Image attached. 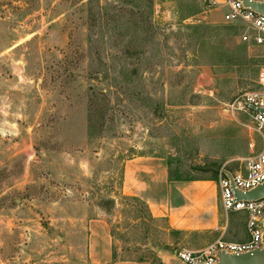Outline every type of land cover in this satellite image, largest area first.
I'll return each instance as SVG.
<instances>
[{
	"label": "rangeland",
	"instance_id": "1",
	"mask_svg": "<svg viewBox=\"0 0 264 264\" xmlns=\"http://www.w3.org/2000/svg\"><path fill=\"white\" fill-rule=\"evenodd\" d=\"M243 32L203 0H0V264L173 258L164 221L122 190L138 162L212 181L224 214L219 176L258 141L223 109L264 92Z\"/></svg>",
	"mask_w": 264,
	"mask_h": 264
},
{
	"label": "built area",
	"instance_id": "2",
	"mask_svg": "<svg viewBox=\"0 0 264 264\" xmlns=\"http://www.w3.org/2000/svg\"><path fill=\"white\" fill-rule=\"evenodd\" d=\"M247 2L264 5V0H203V6L205 13L221 11L224 24L243 29L242 43L264 52V14L256 12ZM260 110H264V92L240 95L223 109L226 116L235 113L247 116L258 141L257 146L254 141L248 143V148L256 150L255 153L245 159L237 171L221 173L218 181L224 211L245 215L247 239L243 242L217 240L197 252L181 250L177 258L182 264H217L219 253L241 255L263 248L264 199L239 200L234 194V190L246 193L264 184V114Z\"/></svg>",
	"mask_w": 264,
	"mask_h": 264
},
{
	"label": "crops",
	"instance_id": "3",
	"mask_svg": "<svg viewBox=\"0 0 264 264\" xmlns=\"http://www.w3.org/2000/svg\"><path fill=\"white\" fill-rule=\"evenodd\" d=\"M122 190L144 201L153 219L164 221V230L175 236L170 243H177L183 248L181 250L197 252L217 240L243 242L247 239L246 217L245 223L238 225L227 212L222 214L218 210L217 185L205 179H170L161 160L125 165ZM235 215L243 216L241 213ZM237 229H242L243 233L239 241L235 238ZM150 249L160 264L181 263L177 258L181 250L174 251L173 259L163 250ZM129 264H153V260L141 258Z\"/></svg>",
	"mask_w": 264,
	"mask_h": 264
},
{
	"label": "water",
	"instance_id": "4",
	"mask_svg": "<svg viewBox=\"0 0 264 264\" xmlns=\"http://www.w3.org/2000/svg\"><path fill=\"white\" fill-rule=\"evenodd\" d=\"M247 4L249 3L247 2ZM249 5L256 12L260 14H264V5H260V4H249ZM260 112L264 114V110H260ZM201 169L205 171H214V172L220 171V168L217 165H206L201 167ZM228 176L230 177L229 174ZM234 194L236 198L239 200L256 201V200L264 199V184L246 193H241L237 190H234ZM59 238L62 239L61 237ZM263 244H264V238H263ZM177 264H182V263L177 262ZM217 264H264V246L261 250H256L254 252L241 254V255H229L226 253H219Z\"/></svg>",
	"mask_w": 264,
	"mask_h": 264
}]
</instances>
